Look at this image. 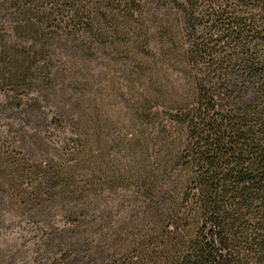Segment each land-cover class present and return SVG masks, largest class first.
<instances>
[{"label": "trees", "instance_id": "1", "mask_svg": "<svg viewBox=\"0 0 264 264\" xmlns=\"http://www.w3.org/2000/svg\"><path fill=\"white\" fill-rule=\"evenodd\" d=\"M0 93L43 264H264V0H0Z\"/></svg>", "mask_w": 264, "mask_h": 264}, {"label": "rangeland", "instance_id": "2", "mask_svg": "<svg viewBox=\"0 0 264 264\" xmlns=\"http://www.w3.org/2000/svg\"><path fill=\"white\" fill-rule=\"evenodd\" d=\"M92 68V75L98 76L101 73L105 75L103 88L105 93L103 95L105 104H107L106 110L109 106H113L112 110L115 111V113L109 111L108 114L119 117L117 114L122 113L125 108V95L124 97L120 96L117 90H120L123 94L124 91L122 89L124 88L125 81L117 80L111 83L109 81L111 76L110 70L103 64L93 65ZM7 124L8 122L3 117H0V140L7 134ZM116 152L118 151L115 150L113 153ZM119 196L122 195L120 194ZM118 198H114V205L119 202ZM111 200L109 204H111ZM115 218L118 219V217ZM49 223L53 227H61L62 219L60 216L55 215L49 219ZM42 226L43 224L39 223L38 218L22 214L21 210L11 205L8 200L6 188L0 186V264L45 263L47 256H45L41 246Z\"/></svg>", "mask_w": 264, "mask_h": 264}]
</instances>
